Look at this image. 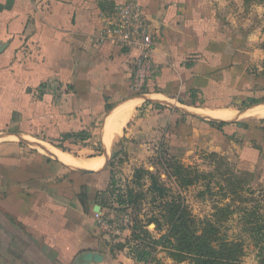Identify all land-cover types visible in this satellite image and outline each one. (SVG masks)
I'll return each instance as SVG.
<instances>
[{
    "label": "crops",
    "instance_id": "crops-1",
    "mask_svg": "<svg viewBox=\"0 0 264 264\" xmlns=\"http://www.w3.org/2000/svg\"><path fill=\"white\" fill-rule=\"evenodd\" d=\"M124 2L139 7L154 33L141 73L137 49L95 38L98 14ZM230 16L222 0H0V264H144L115 244L124 239L96 228V197L109 184L105 166L125 137L132 150L140 140L160 138L168 147L189 137L213 147L234 138L240 152L253 146L239 132L230 135L229 123L248 122L239 117L264 104H243L261 88L259 31L242 33ZM135 100L106 149L108 117ZM196 109L236 114L207 119ZM81 129L87 138L67 139L66 150L42 139ZM36 141L104 162L71 166ZM255 156L242 151L240 159L253 163Z\"/></svg>",
    "mask_w": 264,
    "mask_h": 264
},
{
    "label": "rangeland",
    "instance_id": "rangeland-1",
    "mask_svg": "<svg viewBox=\"0 0 264 264\" xmlns=\"http://www.w3.org/2000/svg\"><path fill=\"white\" fill-rule=\"evenodd\" d=\"M222 2L232 23L242 33L259 31L256 48L261 53V64L262 60L264 62V0ZM260 76L264 77V68ZM256 98L258 101L243 104L264 102V96ZM142 109L137 113L139 117H144L145 107ZM242 116L239 117L241 121L252 120V117ZM257 123L264 126V120ZM191 139L189 137L186 145L168 147L160 138L156 141L140 140L142 146L134 150L129 147V137L120 140L105 166L108 188L96 197L101 207L96 212L102 210L105 220L103 229L100 225L96 228L101 234L109 233L111 239H124L126 245L131 242L130 227L138 220L148 234L139 231L137 242L149 244L153 251L155 244L152 241L168 233L171 207L182 206L190 229L203 231L213 242L238 244L240 264H264L263 156L256 155L253 163L242 161L240 156L244 147L240 152L241 142L234 138L220 147ZM97 148H100L99 144L94 151ZM87 154L81 152L78 155ZM87 159L77 158L80 160L77 166H82ZM100 161L95 169L102 166L104 159ZM153 179L157 187L152 185ZM159 187L163 188L162 193ZM118 195L124 197L123 204L118 203ZM87 208L90 211V205ZM206 230L214 232L210 234ZM170 240H174L171 235ZM119 243L115 244L118 246ZM171 251L166 244H156L155 261L151 264H156V260L158 264H194L191 259H173Z\"/></svg>",
    "mask_w": 264,
    "mask_h": 264
},
{
    "label": "trees",
    "instance_id": "trees-1",
    "mask_svg": "<svg viewBox=\"0 0 264 264\" xmlns=\"http://www.w3.org/2000/svg\"><path fill=\"white\" fill-rule=\"evenodd\" d=\"M255 81L261 85V88L254 94L259 96H264V77L257 75L255 76ZM249 96L245 99L251 101L252 103L256 100V96ZM109 108V105H106ZM227 123H220V126ZM230 126V135H234L236 132L244 135L245 138H248L253 143L251 148L244 147L245 152L254 153L257 156L262 155L264 160V126L260 125L254 121L248 122H231ZM232 130V131H231ZM232 132V133H231ZM88 132L85 129L78 131H58L51 136H43L42 139L49 141L55 146H58L64 150L67 149V146L64 145L67 139L79 138L81 141L87 138ZM262 169H264V161ZM152 185L157 187L156 180H152ZM160 192H163V188H158ZM124 197L117 196L119 204L125 202ZM170 225L167 234L160 236L158 240H153L152 243L155 244L153 251L149 248V244H142L137 242L140 238L139 231L142 234H148L145 230L144 225L137 220L133 226L130 227L131 242L118 244V247L127 246L129 252L134 257L137 262L141 263H152L154 260V252L156 249V244H166L169 248L172 249L170 257L175 260H185L191 259L194 264H240V260L237 256V251L240 248L238 244L229 243L222 241L221 243L213 242L203 231H195L190 229V226L187 224V218L184 215L182 206H172L170 210ZM160 228V226L158 225ZM205 232L213 233V230H206ZM202 233V234H201ZM170 235L174 240H170ZM133 241V242H132ZM158 264V260H156Z\"/></svg>",
    "mask_w": 264,
    "mask_h": 264
},
{
    "label": "built area",
    "instance_id": "built-area-1",
    "mask_svg": "<svg viewBox=\"0 0 264 264\" xmlns=\"http://www.w3.org/2000/svg\"><path fill=\"white\" fill-rule=\"evenodd\" d=\"M95 22V38L98 43L108 42L139 51L135 67L137 72L141 73L143 67L149 63L154 50V33L139 7L132 2L121 3L111 10L100 12ZM95 218L97 226L100 225L101 229L105 223L104 212L102 210L96 212ZM103 234L111 239L106 231Z\"/></svg>",
    "mask_w": 264,
    "mask_h": 264
},
{
    "label": "bare ground",
    "instance_id": "bare-ground-1",
    "mask_svg": "<svg viewBox=\"0 0 264 264\" xmlns=\"http://www.w3.org/2000/svg\"><path fill=\"white\" fill-rule=\"evenodd\" d=\"M136 103L137 100L130 101L129 103L117 108L115 111H113V114L110 117H108L109 119L107 121V131L105 133V139H104L108 149L110 148V145L112 143L111 141H113L112 140L113 134L116 133V131L119 130V128L130 117V115L133 114L132 113L133 107ZM194 112L197 115H202V117H210L218 120H229L232 117H235L236 114V112L231 109H215V110L196 109ZM244 114L250 117L254 116V117L264 118V104H258L257 106H254L249 110H247ZM237 117H239V115ZM33 142L32 144H34ZM36 145L40 149L51 153V155L53 154L54 157L56 156L57 158L63 160L64 162L68 163L71 166H77L78 163L80 162V160H77V158H73L72 155H70L69 153L62 152L61 150L55 148L54 146L48 143L36 141ZM104 157L105 156H99L96 158L89 159L88 161H85L82 166L86 168H96L97 166H99L101 162L100 160H103Z\"/></svg>",
    "mask_w": 264,
    "mask_h": 264
},
{
    "label": "water",
    "instance_id": "water-1",
    "mask_svg": "<svg viewBox=\"0 0 264 264\" xmlns=\"http://www.w3.org/2000/svg\"><path fill=\"white\" fill-rule=\"evenodd\" d=\"M78 170L81 172H92V170H87V169H82V168H79Z\"/></svg>",
    "mask_w": 264,
    "mask_h": 264
}]
</instances>
